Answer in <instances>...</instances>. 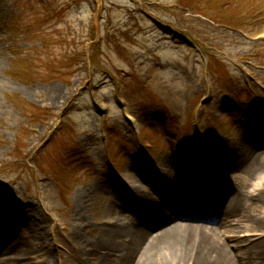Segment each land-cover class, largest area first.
Instances as JSON below:
<instances>
[{
  "label": "rangeland",
  "instance_id": "1",
  "mask_svg": "<svg viewBox=\"0 0 264 264\" xmlns=\"http://www.w3.org/2000/svg\"><path fill=\"white\" fill-rule=\"evenodd\" d=\"M263 30L264 0H0V202L43 215L74 262L80 190L204 164L264 122ZM93 196L90 239L111 199Z\"/></svg>",
  "mask_w": 264,
  "mask_h": 264
},
{
  "label": "bare ground",
  "instance_id": "2",
  "mask_svg": "<svg viewBox=\"0 0 264 264\" xmlns=\"http://www.w3.org/2000/svg\"><path fill=\"white\" fill-rule=\"evenodd\" d=\"M261 38L264 39V30L255 35V39ZM212 105L216 107L215 102ZM261 133L264 130H254L226 151L211 146L208 161L192 172L177 162L162 168L160 173L140 175L129 171L130 197L125 205L120 203L122 186H117L116 192L104 184L80 190L74 200L72 232L68 235L72 242H67L80 257L62 264H264V139H258L264 138ZM209 169L216 173L211 176ZM183 184L180 195L171 193ZM250 188L254 191L249 192ZM235 189L226 205L229 191ZM96 192L101 196L109 194L111 199L101 210L102 217H98L103 222L95 221L96 234L90 239L80 231L93 227L88 216ZM171 200L179 206L169 204ZM2 201L0 264H56L59 257L50 238L53 242L59 239L53 236V230L47 232L48 222L43 215L33 207L27 210L28 207L14 205L10 196ZM160 203L168 214L161 213ZM151 218L155 222L141 228L139 221L148 222ZM243 232L246 236L240 238ZM225 234L233 235L230 238L244 252L243 261L228 250ZM245 243L249 245L243 248Z\"/></svg>",
  "mask_w": 264,
  "mask_h": 264
}]
</instances>
